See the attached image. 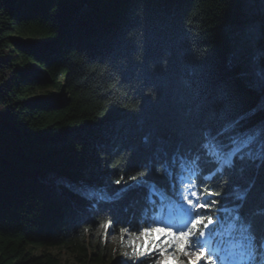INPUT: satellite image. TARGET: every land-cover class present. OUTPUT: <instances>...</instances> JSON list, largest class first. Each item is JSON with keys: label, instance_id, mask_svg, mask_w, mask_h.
I'll list each match as a JSON object with an SVG mask.
<instances>
[{"label": "trees", "instance_id": "obj_1", "mask_svg": "<svg viewBox=\"0 0 264 264\" xmlns=\"http://www.w3.org/2000/svg\"><path fill=\"white\" fill-rule=\"evenodd\" d=\"M188 161L259 248L264 0H0V264H116L93 231L154 222Z\"/></svg>", "mask_w": 264, "mask_h": 264}, {"label": "snow or ice", "instance_id": "obj_2", "mask_svg": "<svg viewBox=\"0 0 264 264\" xmlns=\"http://www.w3.org/2000/svg\"><path fill=\"white\" fill-rule=\"evenodd\" d=\"M207 135L210 141L207 148L212 153L215 151L212 134L209 132ZM251 143L252 138L249 137L241 147ZM220 164L221 168L217 171L231 166V154L228 157L220 156ZM196 170L190 161L182 165L178 201L166 203L167 198L157 193L160 196L161 215L155 217L156 224L139 232L130 233L126 228L121 230L120 255L133 264L141 259L146 260V264H264V237L258 248L251 225L241 221L236 209H223L228 220L221 221L216 208L219 201L213 198L220 196V192H213L203 181L198 183ZM156 171L162 174L168 169L157 167ZM152 192H157L154 186ZM237 198L243 200L244 194ZM165 223L167 227L163 226ZM110 226V222H107L101 228ZM100 230H96L97 235ZM88 232L89 229L85 228L83 235ZM116 252L114 248L112 255L115 256Z\"/></svg>", "mask_w": 264, "mask_h": 264}, {"label": "rangeland", "instance_id": "obj_3", "mask_svg": "<svg viewBox=\"0 0 264 264\" xmlns=\"http://www.w3.org/2000/svg\"><path fill=\"white\" fill-rule=\"evenodd\" d=\"M157 215H161L160 212H158ZM153 225L154 224H150L148 227H151ZM163 226L167 227L168 225L165 224ZM141 230L142 229L134 231V230L128 228V231L130 233L131 232H139ZM92 235H93L92 239H93L94 246H99L100 251H105L106 261L111 260L112 263H116V264H131V263H133L131 260H127L120 255V251H122V249H121L122 233L121 232H117V231L109 228V229H106L103 231L100 230L99 235H97V232L95 230V231H93ZM124 238L126 239L127 237H124ZM114 248L117 249L115 256L112 255V251ZM51 251L59 254L64 262H73L74 261V255H73L72 251L65 248V247H63V248H58V247L51 248ZM36 252L40 253V252H42V249L38 248V249H36Z\"/></svg>", "mask_w": 264, "mask_h": 264}, {"label": "bare ground", "instance_id": "obj_4", "mask_svg": "<svg viewBox=\"0 0 264 264\" xmlns=\"http://www.w3.org/2000/svg\"><path fill=\"white\" fill-rule=\"evenodd\" d=\"M157 213H156V215L158 214V212H159V210L158 211H156Z\"/></svg>", "mask_w": 264, "mask_h": 264}]
</instances>
